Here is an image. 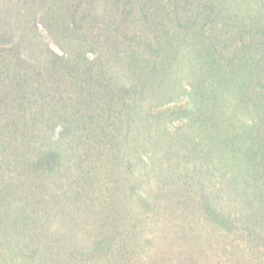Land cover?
I'll use <instances>...</instances> for the list:
<instances>
[{
	"label": "trees",
	"instance_id": "1",
	"mask_svg": "<svg viewBox=\"0 0 264 264\" xmlns=\"http://www.w3.org/2000/svg\"><path fill=\"white\" fill-rule=\"evenodd\" d=\"M0 264H264V0H0Z\"/></svg>",
	"mask_w": 264,
	"mask_h": 264
},
{
	"label": "rangeland",
	"instance_id": "2",
	"mask_svg": "<svg viewBox=\"0 0 264 264\" xmlns=\"http://www.w3.org/2000/svg\"><path fill=\"white\" fill-rule=\"evenodd\" d=\"M62 223H64V221L62 220Z\"/></svg>",
	"mask_w": 264,
	"mask_h": 264
}]
</instances>
